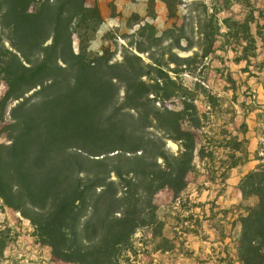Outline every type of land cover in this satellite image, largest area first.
Listing matches in <instances>:
<instances>
[{"label":"trees","instance_id":"trees-1","mask_svg":"<svg viewBox=\"0 0 264 264\" xmlns=\"http://www.w3.org/2000/svg\"><path fill=\"white\" fill-rule=\"evenodd\" d=\"M85 3L0 0V47L7 42L15 51L13 60L0 61V81L7 84L2 110L16 102L10 112L14 135L10 144H0V200L31 222L34 236L56 259L121 264L137 256L139 232L150 236L154 252L175 249L163 234L155 197L193 171L197 145L190 129L201 127L200 115L194 106V115L181 113V122L168 109V116L154 112L136 55L128 66L88 71L73 51L74 36L79 47H88L99 25ZM203 37L208 40V30ZM140 46L135 50L147 54L149 47ZM104 107L116 120L106 129H84L82 140L102 145L71 146L73 117ZM150 129L160 136L140 133ZM168 140L178 143L176 153ZM240 192L257 203L240 220L237 262L264 264V164L243 177Z\"/></svg>","mask_w":264,"mask_h":264},{"label":"rangeland","instance_id":"rangeland-1","mask_svg":"<svg viewBox=\"0 0 264 264\" xmlns=\"http://www.w3.org/2000/svg\"><path fill=\"white\" fill-rule=\"evenodd\" d=\"M91 13L99 18L98 32L102 18ZM207 30L208 40L203 37ZM97 32L88 47H79L77 36L73 38V51L88 71H111L107 64L128 66L136 55L141 60L136 63L142 69L139 82L149 87L154 112L168 116V109L181 122V113L194 115V106L201 124L190 129L197 145L193 171L155 197L163 234L175 249L154 252L150 236L139 232L137 256L129 255L121 264H239L235 244L240 220L257 203L255 197L243 198L240 187L246 174L264 164V0H146L143 14H133L99 37ZM140 45L149 47L147 54L135 50ZM0 48V61H11L14 49L7 42ZM6 91L1 80L0 144L5 145L14 135L10 112L16 105L7 103L2 110ZM115 115L104 107L100 113L73 117L70 145L101 146L100 140L91 147L84 143L83 131L106 129ZM140 133L160 136L154 129ZM167 146L173 153L179 148L170 140ZM34 235L31 222L0 200V264H71L56 259Z\"/></svg>","mask_w":264,"mask_h":264},{"label":"crops","instance_id":"crops-1","mask_svg":"<svg viewBox=\"0 0 264 264\" xmlns=\"http://www.w3.org/2000/svg\"><path fill=\"white\" fill-rule=\"evenodd\" d=\"M145 2L146 0H86L85 7L89 12H96L102 18V24L97 32L99 37L121 26L122 21L133 14H143ZM194 235L195 238L199 237L198 234L191 233V236Z\"/></svg>","mask_w":264,"mask_h":264}]
</instances>
